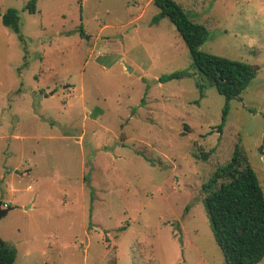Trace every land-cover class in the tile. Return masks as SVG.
Listing matches in <instances>:
<instances>
[{"label":"rangeland","instance_id":"374dc122","mask_svg":"<svg viewBox=\"0 0 264 264\" xmlns=\"http://www.w3.org/2000/svg\"><path fill=\"white\" fill-rule=\"evenodd\" d=\"M28 1L0 0V239L14 264H225L202 185L238 145L264 193V0H174L207 28L200 50L259 67L221 132L224 96L171 21L152 23L153 0Z\"/></svg>","mask_w":264,"mask_h":264},{"label":"trees","instance_id":"16d2710c","mask_svg":"<svg viewBox=\"0 0 264 264\" xmlns=\"http://www.w3.org/2000/svg\"><path fill=\"white\" fill-rule=\"evenodd\" d=\"M153 3L159 12L152 23L163 17L171 21L186 44L195 67L224 96L226 102L221 123L217 127V131L221 132L229 109L228 101L240 98L259 67L200 50L209 34L207 28L192 21L174 0H153ZM26 7L34 13L36 0H29ZM1 21L23 40L16 9H6ZM80 34H83L82 29ZM181 76V73L174 72L158 80L162 82ZM262 147L264 137L260 149ZM207 156L208 153H204L201 158L207 159ZM202 189L213 237L221 249L225 264L260 262L264 258V193L255 171L238 145H235L230 160L216 167ZM16 254L13 245L0 241V264H14Z\"/></svg>","mask_w":264,"mask_h":264},{"label":"water","instance_id":"95a60500","mask_svg":"<svg viewBox=\"0 0 264 264\" xmlns=\"http://www.w3.org/2000/svg\"><path fill=\"white\" fill-rule=\"evenodd\" d=\"M126 66V65H125ZM127 67V66H126ZM127 71L130 72L131 71V68L127 67ZM17 172V171H16ZM12 208L7 206V207H2V201H0V218L5 216L9 210H11ZM1 241V239H0Z\"/></svg>","mask_w":264,"mask_h":264},{"label":"crops","instance_id":"0c3cea01","mask_svg":"<svg viewBox=\"0 0 264 264\" xmlns=\"http://www.w3.org/2000/svg\"><path fill=\"white\" fill-rule=\"evenodd\" d=\"M28 188L30 189V185L28 186ZM2 205L8 206V204L7 203H4L3 201H2Z\"/></svg>","mask_w":264,"mask_h":264}]
</instances>
